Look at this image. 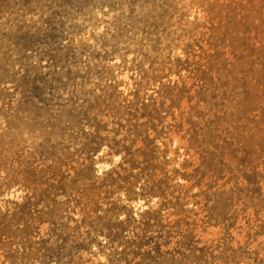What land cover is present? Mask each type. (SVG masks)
I'll return each mask as SVG.
<instances>
[{
    "label": "rangeland",
    "instance_id": "rangeland-1",
    "mask_svg": "<svg viewBox=\"0 0 264 264\" xmlns=\"http://www.w3.org/2000/svg\"><path fill=\"white\" fill-rule=\"evenodd\" d=\"M110 258L264 264V0H0V264Z\"/></svg>",
    "mask_w": 264,
    "mask_h": 264
},
{
    "label": "bare ground",
    "instance_id": "bare-ground-1",
    "mask_svg": "<svg viewBox=\"0 0 264 264\" xmlns=\"http://www.w3.org/2000/svg\"><path fill=\"white\" fill-rule=\"evenodd\" d=\"M21 113H23V111H21ZM106 165H108V164H106ZM100 166H99V171H102L104 168H101ZM141 201H143V199L141 197H139L137 200H133L132 202H128V208H131L136 215H139V211L142 210L143 208H145L146 206H148L147 203H144V202L141 203ZM138 204L140 205L139 207H137ZM96 242H97V240H96ZM32 264H35V262H32ZM105 264H112L111 258L108 259L107 263H105Z\"/></svg>",
    "mask_w": 264,
    "mask_h": 264
},
{
    "label": "clouds",
    "instance_id": "clouds-1",
    "mask_svg": "<svg viewBox=\"0 0 264 264\" xmlns=\"http://www.w3.org/2000/svg\"><path fill=\"white\" fill-rule=\"evenodd\" d=\"M119 159H120V157L117 156V157H116V160H119ZM100 167H101V168H106V167H108V165H101ZM141 203H143V201H141ZM139 206H140V205L138 204L137 207H139ZM100 259L103 260L104 257H100Z\"/></svg>",
    "mask_w": 264,
    "mask_h": 264
}]
</instances>
